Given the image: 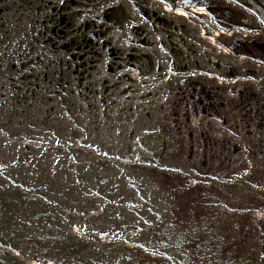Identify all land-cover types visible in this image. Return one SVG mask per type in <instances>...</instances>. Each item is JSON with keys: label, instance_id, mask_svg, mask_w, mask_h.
Wrapping results in <instances>:
<instances>
[{"label": "rangeland", "instance_id": "374dc122", "mask_svg": "<svg viewBox=\"0 0 264 264\" xmlns=\"http://www.w3.org/2000/svg\"><path fill=\"white\" fill-rule=\"evenodd\" d=\"M166 6L0 0V264H264V25Z\"/></svg>", "mask_w": 264, "mask_h": 264}, {"label": "trees", "instance_id": "16d2710c", "mask_svg": "<svg viewBox=\"0 0 264 264\" xmlns=\"http://www.w3.org/2000/svg\"><path fill=\"white\" fill-rule=\"evenodd\" d=\"M232 3L240 6L241 8H244L245 10L255 14L257 16V18L259 19V21L264 25V0H229ZM164 4L167 5L169 8L174 9L175 8V0H163ZM200 9H205L207 10V12L212 16L213 21L222 29L225 30H229L234 26L237 27H242L243 22L246 21L247 17L244 13L237 11L233 8L230 7H222L219 4H216V2H202L199 5ZM47 179L53 180L51 179V177H47ZM44 178L43 177H37L36 178V182H44ZM74 186V185H73ZM75 189H72V192H74ZM15 197V202H17L18 200L20 202L23 201V199L28 198L27 195L25 194V192L20 191L19 189H15L14 192H12ZM50 193V192H49ZM48 193V194H49ZM54 193V192H53ZM53 195V194H52ZM18 196V198H17ZM51 197V195H50ZM17 206V205H15ZM0 207L1 204H0ZM4 207V208H3ZM2 208L4 209V211H11V208H14V206H12L11 204H9L8 202L5 201V204ZM39 212V211H38ZM44 211H40L39 214L43 213ZM6 214V212H5ZM9 215H7V220H16V212L11 211L8 213ZM55 218L57 219V216H55ZM58 220V219H57ZM75 242H71L68 241L66 243L61 242L60 243V248H62V250H64L66 252L67 255H70L69 253L71 252H79L81 247H79V244L82 245H86L85 241H82L81 239H79V236L75 237ZM138 244V243H137ZM58 244L56 243V246ZM144 248V247H143Z\"/></svg>", "mask_w": 264, "mask_h": 264}, {"label": "bare ground", "instance_id": "6f19581e", "mask_svg": "<svg viewBox=\"0 0 264 264\" xmlns=\"http://www.w3.org/2000/svg\"><path fill=\"white\" fill-rule=\"evenodd\" d=\"M166 8H168V6H166ZM192 11H194L196 13H199V14H203L204 13L203 10L198 11L196 8H192ZM176 13L179 14V15H185V11L182 10V9H177Z\"/></svg>", "mask_w": 264, "mask_h": 264}]
</instances>
